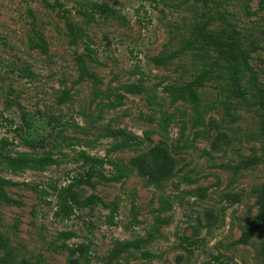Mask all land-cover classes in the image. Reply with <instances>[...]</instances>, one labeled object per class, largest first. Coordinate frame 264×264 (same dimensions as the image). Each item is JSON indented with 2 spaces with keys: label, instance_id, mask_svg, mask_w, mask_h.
I'll return each instance as SVG.
<instances>
[{
  "label": "rangeland",
  "instance_id": "obj_1",
  "mask_svg": "<svg viewBox=\"0 0 264 264\" xmlns=\"http://www.w3.org/2000/svg\"><path fill=\"white\" fill-rule=\"evenodd\" d=\"M229 24L264 87V0H0V264H264V112L195 38Z\"/></svg>",
  "mask_w": 264,
  "mask_h": 264
},
{
  "label": "trees",
  "instance_id": "obj_2",
  "mask_svg": "<svg viewBox=\"0 0 264 264\" xmlns=\"http://www.w3.org/2000/svg\"><path fill=\"white\" fill-rule=\"evenodd\" d=\"M197 28L195 29V31H197V37L195 38H202L201 44L197 47V49L205 51V46H207V48H209V50L213 54V64L211 67L217 66V74L215 76L210 75V78L222 79V81L225 80L226 83H224L223 89L234 98H242L244 94L250 95L252 98H254V105L257 106L259 110L264 112V87L258 81V75L253 70V67L250 63L252 59L251 54L257 48V46L255 45L256 41H254L255 39H250L247 36L244 38V40L247 41V45H242L241 43H239V40L241 38L240 33L236 31V28L231 24H229L228 30H210L208 33L209 35L205 33L202 28ZM197 42L198 41H195V44ZM78 61L79 67L81 69L80 72L84 73V63L80 59H78ZM220 62L221 64L217 65ZM203 72L204 71H202L201 76H199L197 82L199 80H204L205 77ZM242 82L244 83V85L241 84ZM193 85L200 86V83L196 84L195 82L193 83ZM243 86L244 89H242ZM129 90V92L132 93H140L142 89H139L136 86H130ZM194 100L198 101L196 97L194 98ZM260 131V135L262 138V152L264 155V119L261 123ZM132 139L136 138L133 137ZM126 146V143H121L120 145H118V147L122 148ZM161 153H163V156L161 158L166 160L168 169H172L174 166L173 159L171 157H168V155L165 154L162 149H159L157 147L151 149L145 154L137 156L132 161V165L137 169L138 173L144 177H147L152 184H158L160 182L166 181L169 177V171H164L156 166L155 156L156 154ZM82 159L84 163L88 165V169L85 173V176H83L78 181H75L81 186H86L87 188L91 189L94 188L93 184L91 183V179L94 176H99L105 181L111 182H118L124 176V173L121 169H119L112 162H109V165L114 167V169L116 170V175H113L112 177L106 179L95 167V165H101L102 160L91 158L84 153L82 154ZM72 185L73 184H70L65 189H62L61 193L59 194V198L61 200L60 207L62 209H64V207L70 208L69 203H71L72 205L84 207L86 204L93 203V201L96 199L95 197H89L88 199H86V201H80L75 192H73ZM6 200L9 201V199ZM65 204H67V206H64ZM245 242H247V238L244 237L240 238V240L238 241V243Z\"/></svg>",
  "mask_w": 264,
  "mask_h": 264
}]
</instances>
